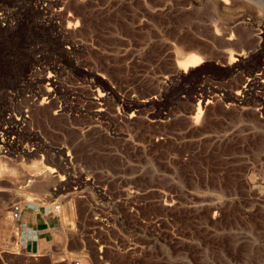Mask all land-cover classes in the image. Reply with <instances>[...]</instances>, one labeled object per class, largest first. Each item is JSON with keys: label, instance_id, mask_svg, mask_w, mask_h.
<instances>
[{"label": "rangeland", "instance_id": "obj_1", "mask_svg": "<svg viewBox=\"0 0 264 264\" xmlns=\"http://www.w3.org/2000/svg\"><path fill=\"white\" fill-rule=\"evenodd\" d=\"M190 51L204 60L181 70ZM262 58L264 0H0V122L10 126L0 142L13 153L31 152L5 157L19 173L3 177L0 193L42 196L50 187L40 192L31 181L68 151L62 192L72 213L62 207L54 241L69 235L90 254L64 257L264 264V211L237 200L250 178L264 182V116L243 106L259 100L253 92L233 103L230 90ZM202 73L220 75L231 103L201 101L197 119ZM83 181L88 192L78 197ZM71 185L76 193L66 192ZM10 218L8 211V230L17 235ZM7 250L21 252L0 238V264H20L21 254Z\"/></svg>", "mask_w": 264, "mask_h": 264}, {"label": "crops", "instance_id": "obj_2", "mask_svg": "<svg viewBox=\"0 0 264 264\" xmlns=\"http://www.w3.org/2000/svg\"><path fill=\"white\" fill-rule=\"evenodd\" d=\"M233 38L234 37H231L229 39ZM246 61H249V58H247ZM260 63L261 66L259 69L264 70L263 58L261 59ZM217 67L218 69L222 68L221 66ZM237 68H235V70H237ZM200 78L201 82H203L205 78H209L212 80L221 79L220 75L215 76V74L209 73H202L200 75ZM239 88L240 87L234 90L230 88L229 89L235 94L236 92H238ZM255 95L259 98V100L255 102V104L243 106H248L257 110L259 113V117L264 116L261 113L262 111L264 112V110L260 109L259 106L261 103L264 102V94L259 92L255 93ZM235 97L236 95H234V100ZM47 166L50 167L49 165ZM54 166H59L58 171H62L63 169L61 167V159L60 163H54ZM66 185L68 186V181H63L62 179L57 184H55V186H49L50 190L48 192H42V196H33L30 201L24 202L21 210V215L19 219L15 221V223L17 224L16 229L18 230L17 235L11 233L8 230L10 224L4 218L6 217L7 212H10L12 203L18 200L15 199L18 195L14 194L13 196H11L10 194H8V192L0 193V238H3L5 242L8 241L11 244L15 243L20 247L21 252L7 250L9 253L21 254L20 264H70V261L75 260L64 257V253H66V255L68 256L71 255L70 257L78 256L83 253L85 254V257L87 255V257L89 258L90 247L84 244L76 248L72 245L71 238L69 237V235L67 239H64L62 241H54L55 231H59L63 226L62 207L65 205V211L67 216H71L72 213L69 200L65 198V194L64 192H62V190L67 187ZM73 187L74 186L71 185V187L66 190V192L69 194L76 193L78 189L76 186L74 188ZM87 188L88 183L84 182L79 189V193L81 194L78 197H85ZM255 190L257 191L258 195L254 192ZM241 199L246 202L245 208L253 209V207L259 206L264 211V182H260L258 181V179H255L253 177L250 178V180L246 184V193L237 198L238 201H240ZM53 202H60V207L58 209H53ZM75 214L76 216L79 215L77 209H75ZM87 214L90 215L89 211L87 212ZM4 233H9V235L7 236L6 234V236H3ZM42 241H47L48 246L40 249V243ZM7 247L11 249L12 246L10 247L7 245ZM100 249V244H94V257L101 258ZM5 264L14 263L11 261Z\"/></svg>", "mask_w": 264, "mask_h": 264}, {"label": "built area", "instance_id": "obj_3", "mask_svg": "<svg viewBox=\"0 0 264 264\" xmlns=\"http://www.w3.org/2000/svg\"><path fill=\"white\" fill-rule=\"evenodd\" d=\"M262 71L261 69L257 70L254 72L253 76H247V80L243 83V85L239 88L238 92L235 93L236 97L235 100H232L233 103H243V101L245 100H249L250 94L253 92L255 93H259L261 92L264 84V77H262ZM256 79V83H254V81L251 79ZM220 80L214 79L211 82H209L207 85L204 84V82H200V84L197 85L196 89L197 91L195 92V96L198 97V100L201 102H203L204 104H207L209 101H212V98H218L220 99L222 102H224V104L228 105L229 103H231L230 100H225V93H227V89L223 88L221 86L218 85V82ZM254 83V85H253ZM254 90V91H253ZM260 109L264 110V102L261 103L260 105ZM6 118H9V115H7ZM20 118V116L18 117V119ZM1 121L4 120V117H2L0 119ZM10 126L7 123L2 124L0 122V133L3 132H7ZM14 135L12 134L13 138ZM3 152L4 154L2 155H7L9 157H11V154H13L14 156L17 157H21V159H24L25 154L28 153L29 150H21L22 153L19 152H14L11 150H8L7 148L2 146V143L0 142V152ZM30 152V151H29ZM31 153V152H30ZM43 152H39L40 156H43ZM67 156V157H66ZM71 154L68 153V151H65V154H60V159H61V166L64 167L62 168V171H58L59 166H54L55 171L54 172H61L63 174V180H65V176H68L70 173L66 170V168L70 167V158H71ZM63 159V160H62ZM64 164V166H63ZM87 179V178H86ZM25 201L22 200H16L15 202L12 203L11 208H10V217L16 221L17 219H19L20 215H21V210H22V206L24 204ZM52 207L53 209H58L60 207V202H53L52 203ZM75 264H80L79 261L77 259L74 260Z\"/></svg>", "mask_w": 264, "mask_h": 264}, {"label": "bare ground", "instance_id": "obj_4", "mask_svg": "<svg viewBox=\"0 0 264 264\" xmlns=\"http://www.w3.org/2000/svg\"><path fill=\"white\" fill-rule=\"evenodd\" d=\"M232 34L233 35H231V37H234V33H232ZM234 52H236V51L235 50L229 51V55H230L229 56V60H230L229 63H233L235 60H237V57L234 56V54H233ZM203 60H204L203 57L199 53L190 51L189 53H186L185 56L182 57V59L180 61L178 60L179 61L178 62V68H180L181 70H184V71H187L190 68H197L198 66L201 65ZM197 106L198 107H197L196 115L199 113V114H201V116H203L202 113H203L204 108H203V105L201 104V102L199 100H198ZM204 107H205V104H204ZM199 114H198L197 119H199V117H200ZM35 154H37V153H35ZM38 156L41 158V160H42L43 157L45 158L44 154H43V156H40V155H38ZM5 157H9V156L0 155V181L3 179L4 176L7 177L8 175H9V177H11L13 179L12 175H14L16 173H19L18 170H16V168H18V167L13 166L10 162L7 161L8 159H5ZM50 168L53 169V171ZM50 168L44 167V166H43V168H40L38 174L35 175L37 178H35V179H33L31 181L32 182L31 187H33L35 189H38L41 192V191H43L45 189L47 190V187L50 186V185H53V183L56 184V181H57L56 178L59 179V181L63 179V176H61V174H59V173L54 174L55 168H52L51 166H50ZM15 176L17 177V175H15ZM25 176H26V174H25ZM28 177H30V176H28ZM11 178H9V179H11ZM12 222H15V221L12 218H10V223H12ZM60 238L63 239L62 237H60ZM56 239H58V238L56 237ZM59 241H61V240H59ZM43 242H45L46 245L48 246L47 241H43ZM40 249H42V245L41 244H40Z\"/></svg>", "mask_w": 264, "mask_h": 264}]
</instances>
